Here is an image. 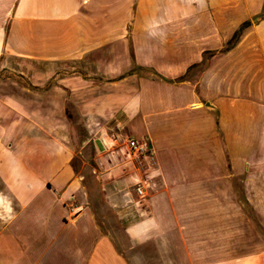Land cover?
I'll return each mask as SVG.
<instances>
[{
    "label": "crops",
    "instance_id": "0c3cea01",
    "mask_svg": "<svg viewBox=\"0 0 264 264\" xmlns=\"http://www.w3.org/2000/svg\"><path fill=\"white\" fill-rule=\"evenodd\" d=\"M260 50L264 0H0V264H253Z\"/></svg>",
    "mask_w": 264,
    "mask_h": 264
},
{
    "label": "rangeland",
    "instance_id": "374dc122",
    "mask_svg": "<svg viewBox=\"0 0 264 264\" xmlns=\"http://www.w3.org/2000/svg\"><path fill=\"white\" fill-rule=\"evenodd\" d=\"M168 2L161 3V6L159 7L160 14H163V13L164 14H171V6H168ZM151 8L152 7L148 6V11H151L152 10ZM153 9L155 11V9H158V7H154ZM149 14H151V12ZM254 17H256V16H254ZM177 25H178V23L176 24V26ZM192 27H193V29H197L198 23H192ZM224 44H225V42H224ZM223 47H225V46H223ZM260 47L263 48V46H260ZM259 54H261V56H258L260 58L261 64H262L261 67H260L261 69L260 70H256V71H251L250 73H255L256 72L257 75L259 74V75L263 76L264 75V57H263V54H262V50H260ZM225 56H227L226 57L227 59H225V62L229 61L230 58L232 57L230 54L229 55H225ZM211 57H212V53L209 52L208 54H205V58H203V60L199 63V64H202V66H201V69L199 70L198 74L201 73L202 70L206 66H208V67L211 66V63H212ZM238 62H240V61H238ZM259 65H260V63H259ZM231 67H232V65H230V64L225 65L224 74L222 75V77L225 79V81L231 80L232 77L235 76V75L232 76V73H237V75H240V74H243V72H244V71H241V70H235L234 71V70L231 69ZM214 74H215V70L213 69L210 72V76L211 75L214 76ZM183 78H187V74L184 75ZM261 116H263V114H255V122H256L257 125H259V123L261 121V118H262ZM133 155L136 156V157L138 156V154H133ZM259 158H261V160H264L263 159L264 158V148L260 152ZM257 173L258 174L259 173L260 174L264 173L263 164H261V166L257 167ZM236 184L239 187L242 186V183H238L237 182ZM0 195H2L1 192H0ZM4 201H6L8 206H9L8 200L4 199ZM9 201H10L11 206L13 208L14 206L12 204V201L11 200H9ZM245 201L248 203V205L246 207V211H245L246 213L244 215H240L239 216L241 218V228H240V232L241 233L240 234H241V237H242L243 233H244L242 230H245L244 228H251L252 230L254 229L255 236L253 237V232L251 234V236H252L251 239L253 240V238H254V241L256 243L255 246L253 245L254 247L251 246L254 249L249 248L247 246H243V247H239V248H237V247L236 248H226L225 250L228 253L230 250L234 249V251H230L229 252V254L231 256H233V257L234 256L235 257L236 256L243 257V256H246L249 253H252L254 251L256 260L254 261L253 264H264V214L262 213V210L260 208H258L257 206L254 205V203L250 202L249 200H245ZM2 205L0 204V231L2 230V227L7 223V220H8V218H10V215H11V213L8 212L11 208L7 209L10 206L6 207L4 202H3ZM11 211H13V210H10V212ZM243 224L245 225V227L243 226ZM0 239H1L0 240V248H3L4 245L8 246V241H5V240L2 241V237H0ZM9 243H10V246H11L12 245L11 242H9ZM235 249H239L238 250L239 252L235 251ZM240 264H247V263H240ZM249 264H252V263L250 262Z\"/></svg>",
    "mask_w": 264,
    "mask_h": 264
},
{
    "label": "trees",
    "instance_id": "16d2710c",
    "mask_svg": "<svg viewBox=\"0 0 264 264\" xmlns=\"http://www.w3.org/2000/svg\"><path fill=\"white\" fill-rule=\"evenodd\" d=\"M250 25H251V22L249 20L242 21L239 24V26L236 28V30L232 33V35L228 39H226L224 41L225 42V44H224L225 47L221 48L220 51L221 52H226V51H229L230 49H232L235 46V44L239 41V37H240L242 31L246 27H248ZM207 51L212 53L213 50L212 51L211 50H207ZM179 78L181 79V78H183V76H179ZM259 155H260V153H259ZM257 157H259V156H257ZM259 159H261V158H259ZM240 190H243L242 186L240 187ZM237 200L239 201L240 206L242 207V209H244V212H245L246 211V207L248 205V203L245 200H248V199H246L244 197V198L237 199Z\"/></svg>",
    "mask_w": 264,
    "mask_h": 264
},
{
    "label": "built area",
    "instance_id": "2783aa9c",
    "mask_svg": "<svg viewBox=\"0 0 264 264\" xmlns=\"http://www.w3.org/2000/svg\"><path fill=\"white\" fill-rule=\"evenodd\" d=\"M127 145L133 154H139L146 149V144L143 141H139L136 138L129 137L127 139ZM136 192L143 196L144 192L141 186L136 187Z\"/></svg>",
    "mask_w": 264,
    "mask_h": 264
},
{
    "label": "bare ground",
    "instance_id": "6f19581e",
    "mask_svg": "<svg viewBox=\"0 0 264 264\" xmlns=\"http://www.w3.org/2000/svg\"><path fill=\"white\" fill-rule=\"evenodd\" d=\"M1 202H2V203H1ZM3 202L5 203V206H6V207H9V206H8V204H7V202H6V201H4V199L0 197V204L2 205V204H3ZM2 206H3V205H2Z\"/></svg>",
    "mask_w": 264,
    "mask_h": 264
},
{
    "label": "water",
    "instance_id": "95a60500",
    "mask_svg": "<svg viewBox=\"0 0 264 264\" xmlns=\"http://www.w3.org/2000/svg\"><path fill=\"white\" fill-rule=\"evenodd\" d=\"M205 105L208 106V107L215 108V106L213 104H211L210 102H207Z\"/></svg>",
    "mask_w": 264,
    "mask_h": 264
}]
</instances>
